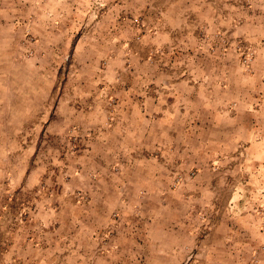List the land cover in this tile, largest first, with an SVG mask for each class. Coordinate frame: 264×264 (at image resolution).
<instances>
[{
    "label": "crops",
    "instance_id": "obj_1",
    "mask_svg": "<svg viewBox=\"0 0 264 264\" xmlns=\"http://www.w3.org/2000/svg\"><path fill=\"white\" fill-rule=\"evenodd\" d=\"M59 1L0 0V124L33 126L12 149L23 167L8 188L30 194L36 175L63 166L85 195L31 196L23 220L8 212L0 264H264V0H102L93 34L71 49L85 77L48 120L67 49ZM79 7L75 25L93 10ZM127 30L140 32L133 58L155 65L125 77ZM237 45L254 50L248 72ZM68 140L77 149L63 164ZM167 168L185 176L177 189ZM225 183L237 212H217Z\"/></svg>",
    "mask_w": 264,
    "mask_h": 264
},
{
    "label": "rangeland",
    "instance_id": "obj_2",
    "mask_svg": "<svg viewBox=\"0 0 264 264\" xmlns=\"http://www.w3.org/2000/svg\"><path fill=\"white\" fill-rule=\"evenodd\" d=\"M42 0H30V3L34 5V3H40ZM102 0H60L58 3L60 4V7L62 10H60L62 13H58L59 17L63 16V27H62V34H63V40L67 44V49L62 51L61 55V65L58 68V71H56V76L52 77V82L53 86L51 87L50 95L48 99L50 98V102L52 105L50 112L47 119L51 120L53 118L52 112L54 111L55 104L58 102H65L67 101V104L72 103L74 99L72 98V95L74 94L75 88L79 86V81L84 79V74L86 72L85 69L81 68V65L79 62L76 60V57H79L80 55L76 56L75 55V60L74 57L71 56V49L73 47L74 41L81 35L87 36L91 33L90 29V24L93 22H96L100 15V9H101V3ZM250 1V0H248ZM43 3V2H42ZM75 3L84 4L87 5V7L93 8L91 12H88L87 15H89L86 19L87 21H83V23H80L79 25H75V22H72L69 20L71 13H74V11H79L80 7L75 6ZM69 6V7H68ZM81 14V12H79ZM140 35V32H134L133 30H127V44H126V52L127 55L126 57L122 56L120 54L122 66L120 64V67L122 69H125V72H122V75L125 77H128V72L132 71V68L134 67H145L149 68L154 66L155 64L152 63L151 61H146V59L142 58L140 60H135L133 58L134 52L138 50V39ZM70 39V41H69ZM25 43L28 45H33L35 42V38L33 36L26 35L24 38ZM69 41V42H68ZM140 49V48H139ZM147 50H143V53H145ZM235 51L238 54L237 62L238 66L243 69L245 72L249 71V66L253 60L254 57V50L251 48H247V46L243 45H237ZM32 52V49H31ZM31 52L27 50L25 53L26 57L30 56ZM132 52V53H131ZM247 52H251L252 56L250 59V62L247 66H244L241 64L242 58ZM124 55V54H123ZM111 58V57H110ZM74 60V61H73ZM107 60H102L99 64V67L101 69H104L106 66ZM151 64V65H150ZM57 65V64H56ZM248 69V70H247ZM115 77L114 80L117 81L119 80V74L118 71L116 70L114 73ZM81 85V84H80ZM101 97L99 99H103L105 97L103 96V93H100ZM113 99V98H110ZM112 100L109 101L108 99V104L106 105L107 108L111 107ZM42 128H44L43 124ZM35 126H37L35 124ZM20 129H19V128ZM26 129H31L33 128L32 125H17V124H0V254H3L4 252V247L2 246V241L4 240L3 237V231H5V228L7 229L9 227V221L7 218V215L12 212L18 213L17 220H23L25 218V214H27L28 207H29V197H37L38 195L44 194L48 195L51 193H61V195H72L77 198L79 201H83V197L85 194H83V191L80 190H75L70 187L71 181L73 179L72 175L74 174L72 172L74 167H56L55 169H58V173L54 172L52 173L53 167H47L45 173H41L39 177L36 175L34 179L39 180L33 189L31 190L30 194H27V192H23L21 188H8L9 182L11 180L10 175H11V169L13 167H23V161L21 156V151L15 150L16 152H12L13 148L15 149L16 145L21 146V139L20 136L21 131ZM66 146L64 148L67 150V153H61L59 155V160L62 161V163H67L69 162V157L70 154L76 150L77 148V142L73 140H68L67 142L64 143ZM48 145L47 143V138L40 137L38 141L35 142V150H34V156L33 159H29L32 163L34 162L35 159H42V154L44 152V149ZM75 148V149H74ZM18 151V152H17ZM49 159V158H48ZM43 161V160H42ZM46 162V161H45ZM34 166V164H33ZM6 167H9L7 170ZM30 168V163L27 165V173L28 169ZM72 168V169H71ZM168 171V176L170 177V183H169V188L171 189H177L180 187L183 179H185V176H182V173L180 170L176 168H167ZM55 175V176H54ZM57 175L60 177V187L56 186V189L53 187V181L55 178H57ZM194 176L193 172H190L186 179H192ZM23 180V178H22ZM226 184V185H225ZM221 187L217 188L216 190V199L213 200L214 203L216 200L220 202L218 206V210L216 209V206L212 205V200L211 204L208 205L209 207L206 209L205 215L211 216L213 213L217 210L218 213L224 212V211H236L240 210L241 207L238 204L234 203V200H229L230 193L235 192L237 189H234L232 184L225 183ZM215 189H212V193H214ZM234 198V197H233ZM230 202L229 207H227V203ZM232 202V203H231ZM218 203V202H216ZM235 204V205H234ZM228 209H227V208ZM260 208V207H259ZM254 209V208H253ZM260 211V209H258ZM9 212V213H8ZM9 222V223H8ZM12 222V221H11ZM4 243V242H3Z\"/></svg>",
    "mask_w": 264,
    "mask_h": 264
},
{
    "label": "built area",
    "instance_id": "obj_3",
    "mask_svg": "<svg viewBox=\"0 0 264 264\" xmlns=\"http://www.w3.org/2000/svg\"><path fill=\"white\" fill-rule=\"evenodd\" d=\"M252 53L251 52H247L244 57L242 58L241 64L244 66H247L250 62Z\"/></svg>",
    "mask_w": 264,
    "mask_h": 264
}]
</instances>
